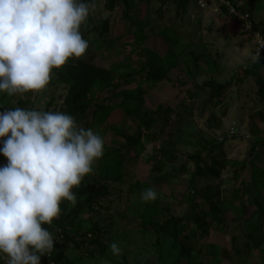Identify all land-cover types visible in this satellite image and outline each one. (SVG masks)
I'll return each instance as SVG.
<instances>
[{"label": "rangeland", "instance_id": "374dc122", "mask_svg": "<svg viewBox=\"0 0 264 264\" xmlns=\"http://www.w3.org/2000/svg\"><path fill=\"white\" fill-rule=\"evenodd\" d=\"M228 1L264 33V0ZM80 31L85 56L54 69L44 90L0 93V112H64L105 141L76 204L62 201L43 225L56 240L41 264H264V60L248 58L244 23L205 0H96ZM80 82L90 123L66 105ZM147 188L155 201L140 199Z\"/></svg>", "mask_w": 264, "mask_h": 264}, {"label": "clouds", "instance_id": "9594fccd", "mask_svg": "<svg viewBox=\"0 0 264 264\" xmlns=\"http://www.w3.org/2000/svg\"><path fill=\"white\" fill-rule=\"evenodd\" d=\"M96 0H0V93L44 90L54 69L85 56L80 28ZM264 39L248 58L259 61ZM105 141L60 111L6 108L0 112V264H41L54 248L51 225L60 204H76L74 188L104 156ZM140 199H157L153 188ZM118 257L122 248L109 245ZM103 264H108L104 261Z\"/></svg>", "mask_w": 264, "mask_h": 264}, {"label": "trees", "instance_id": "16d2710c", "mask_svg": "<svg viewBox=\"0 0 264 264\" xmlns=\"http://www.w3.org/2000/svg\"><path fill=\"white\" fill-rule=\"evenodd\" d=\"M110 3H111V9H112V6H113V3H114V0H110ZM103 26H104V30H106L107 29V24L105 23V24H103ZM254 28L255 29H259L261 32L260 33H262V37L264 38V33H263V30L262 29H260L259 28V26L258 25H255L254 26ZM262 60H264V54L262 55V56H260V60L259 61H262ZM83 62L81 63V65H80V67L79 68H81V71L82 72H84V73H89V71H90V69H91V67L89 66V65H85L84 63H85V61L84 60H82ZM157 73H159V72H157V71H155V72H152V71H148V73H147V76H148V78H150V79H156V78H158V79H160V80H162V78H164V77H166L165 75L166 74H161V73H159V74H157ZM81 75H83V74H81ZM168 77V76H167ZM258 84H259V81L257 82ZM203 86L204 87H207V88H213V90H215L216 91V93H220V91L221 90H219L220 89V87L218 88V87H215V85H214V83L213 82H205L204 84H203ZM77 91H72V92H70L69 93V95H68V98H67V100H66V105L68 106V108L69 109H71L72 110V113L73 114H75V115H77V116H81V117H83V119L86 121V122H89L90 123V121H91V119L94 117L95 118V116H94V111H92V113H86V110H87V105L84 103V101L86 100V98H87V90H86V88L84 87V85H83V82H80V84H79V86L77 87ZM139 95H142V93L141 92H139ZM150 125V124H149ZM134 138H131L130 140L132 141ZM109 155V154H108ZM107 157V155H104L103 156V158H106ZM214 158V157H213ZM213 163L214 164H217L216 162H214L213 161ZM114 164H116V162L114 163ZM114 171V173L115 174H117V167H116V169L115 170H113ZM113 173V175H115ZM106 193V191L105 190H103V191H101V193H100V190H98V192L96 193V194H94L93 196H91V197H89L87 200H86V202H85V204L86 203H90V202H92L93 201V199L94 198H97V197H99V196H101V195H104ZM79 205H81V204H79ZM63 228V235H64V227H62ZM165 230V228H161L159 231L161 232V231H164ZM66 235V234H65ZM64 235V237H65V240L66 241H69V237H67V236H65ZM76 243V242H75Z\"/></svg>", "mask_w": 264, "mask_h": 264}, {"label": "built area", "instance_id": "2783aa9c", "mask_svg": "<svg viewBox=\"0 0 264 264\" xmlns=\"http://www.w3.org/2000/svg\"><path fill=\"white\" fill-rule=\"evenodd\" d=\"M205 1L215 2L216 4H220L221 6H224L225 8H227L229 13L232 16L240 19L241 22L244 23V27L247 29V31L250 34H252L254 41H255V48H257L259 46L261 40L264 38L258 32L256 33L252 30V28L250 26V22H249V15L247 13L240 12L239 8L230 4V2L228 0H205ZM263 54H264V47H261L259 49V56H262Z\"/></svg>", "mask_w": 264, "mask_h": 264}, {"label": "crops", "instance_id": "0c3cea01", "mask_svg": "<svg viewBox=\"0 0 264 264\" xmlns=\"http://www.w3.org/2000/svg\"><path fill=\"white\" fill-rule=\"evenodd\" d=\"M264 21V20H263ZM263 23V22H262Z\"/></svg>", "mask_w": 264, "mask_h": 264}]
</instances>
